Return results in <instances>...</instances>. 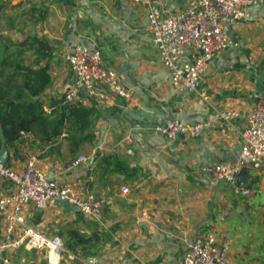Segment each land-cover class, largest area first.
Wrapping results in <instances>:
<instances>
[{"label":"crops","instance_id":"1","mask_svg":"<svg viewBox=\"0 0 264 264\" xmlns=\"http://www.w3.org/2000/svg\"><path fill=\"white\" fill-rule=\"evenodd\" d=\"M157 1L173 13L196 4ZM3 4L8 9L0 11V59L14 66V58L8 63L6 53L24 41L26 65L48 67L44 79L50 82L34 98H10L26 102L31 119L8 144L7 164L21 172L36 156L48 176L68 183L76 196L92 197L99 204L95 215L56 200L45 208L24 206L28 224L59 235L68 246L62 264H180L188 245L211 233L218 243L229 242V259L242 264L246 257L239 248L250 231L246 215L250 208L264 205V168L242 171L238 183L252 191L251 196H242L231 184L210 180L204 167L235 166L242 159V131L257 97L264 96V4L248 6L247 17L225 26L236 45L208 63L197 91L173 85L151 41L148 10L142 3L3 0ZM37 40L42 46L37 47ZM77 45L100 49L105 65L117 71L131 97L108 92L107 98H100L82 90L73 104L61 106L72 79L64 54ZM58 104L44 123L38 112L52 114L48 109ZM226 110L238 115L224 119L219 114ZM173 118L186 126H203L172 139L158 128ZM81 155L86 160L72 167ZM14 190L11 181L0 177V196ZM4 237L0 215V241ZM8 255L12 264H47L44 251L19 248Z\"/></svg>","mask_w":264,"mask_h":264},{"label":"built area","instance_id":"2","mask_svg":"<svg viewBox=\"0 0 264 264\" xmlns=\"http://www.w3.org/2000/svg\"><path fill=\"white\" fill-rule=\"evenodd\" d=\"M133 1L147 7L151 41L162 63L170 71L173 85L192 91H197L208 63L223 50L236 45L225 26L247 17L248 6L264 4V0H196L195 6L173 13L157 0ZM65 59L70 65L72 79L62 93L61 106L73 104L82 90L100 98H107L108 92L131 97V90L124 86L117 71L105 65L100 49L77 45L65 55ZM99 86L105 90L99 91ZM201 95L204 96V93ZM56 107L59 104L47 112L52 113ZM219 115L231 119L238 112L226 110ZM247 121L242 131L243 155L240 162L235 166L218 163L204 167V174L210 180L231 184L235 192L242 196L252 194L250 188L238 183L242 171L248 167L264 168V96L257 97ZM202 126H186L179 118H173L158 129L174 139L179 134L194 133ZM85 160L86 157L81 155L72 161L71 166H78ZM37 163L38 158L31 156L21 172L7 163H0V177L15 185V190L10 194L0 196V215L5 221V237L0 241V264H12L8 254L19 248L44 251L47 264L61 263L63 252L66 251L62 238L28 224L24 216L26 204L34 203L39 208H45L54 200L61 199L88 215H95L99 209L94 198L76 196L68 183L51 178ZM229 252L230 243H218L211 233L191 242L180 264H236L229 259Z\"/></svg>","mask_w":264,"mask_h":264},{"label":"rangeland","instance_id":"3","mask_svg":"<svg viewBox=\"0 0 264 264\" xmlns=\"http://www.w3.org/2000/svg\"><path fill=\"white\" fill-rule=\"evenodd\" d=\"M9 3V2H8ZM10 5V4H9ZM11 6V5H10ZM8 9V5L4 7V11ZM44 19H39L43 21ZM32 22H34L32 20ZM67 25V23H64ZM22 25L21 27H24ZM45 40V39H44ZM37 40V47L39 45ZM28 43L22 41L14 44L11 48L12 50L7 51L6 56L9 57L7 60L10 63V58H14L15 65L5 64V59H0V101L4 104L11 97L14 99L24 98H34L39 93L42 88L49 85L45 83L44 74L49 70L48 67H33L26 65V59L24 58L25 48ZM32 45V44H31ZM9 46V45H8ZM6 48H8L6 46ZM65 60V54H64ZM43 79H40V78ZM36 100V99H35ZM256 210L250 208L248 215H246V221L250 224V231L247 236L242 238V243L240 245V251L245 255L246 259L242 264H264V205H257ZM65 245V244H64ZM67 248L68 246H64ZM66 255V252H63ZM63 262V256L61 264Z\"/></svg>","mask_w":264,"mask_h":264},{"label":"trees","instance_id":"4","mask_svg":"<svg viewBox=\"0 0 264 264\" xmlns=\"http://www.w3.org/2000/svg\"><path fill=\"white\" fill-rule=\"evenodd\" d=\"M3 7V0H0V11ZM42 77H44V75ZM42 77L40 79H43ZM27 107L28 104L26 102L13 99H9L4 104H0V128L3 130L8 144H11L17 139L24 123L31 119L30 114L27 113ZM34 110L38 111L36 107ZM38 113L40 117H44V119H42L45 123L48 119V115H53L55 112L45 115V111L41 110Z\"/></svg>","mask_w":264,"mask_h":264},{"label":"water","instance_id":"5","mask_svg":"<svg viewBox=\"0 0 264 264\" xmlns=\"http://www.w3.org/2000/svg\"><path fill=\"white\" fill-rule=\"evenodd\" d=\"M0 140H1L0 141V163L6 164V163H8L10 152H9V148H8V143H7L6 137H5V135L3 133V130L1 128H0ZM243 173H246V170ZM247 179H248V175L244 176L242 178V181L245 182V181H247ZM56 201L60 205H63L65 207H67V208L74 207V208L78 209L77 207L70 205L69 203H67L64 200L56 199Z\"/></svg>","mask_w":264,"mask_h":264}]
</instances>
